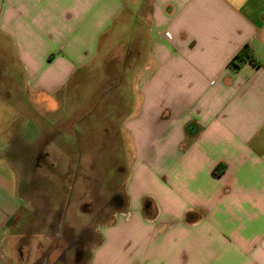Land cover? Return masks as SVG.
<instances>
[{"label": "crops", "instance_id": "0c3cea01", "mask_svg": "<svg viewBox=\"0 0 264 264\" xmlns=\"http://www.w3.org/2000/svg\"><path fill=\"white\" fill-rule=\"evenodd\" d=\"M125 32L136 154L88 264H264V0H0V264H18V188L49 156L43 133L52 150L39 119Z\"/></svg>", "mask_w": 264, "mask_h": 264}, {"label": "rangeland", "instance_id": "374dc122", "mask_svg": "<svg viewBox=\"0 0 264 264\" xmlns=\"http://www.w3.org/2000/svg\"><path fill=\"white\" fill-rule=\"evenodd\" d=\"M127 35H121L124 41L109 54L108 64H96L70 82L57 112L39 119L53 146L50 151L46 133L39 136L36 154L49 150V156L40 157L34 171L29 159L20 180L26 209L16 229L18 264H88L101 226L126 211L125 182L136 149L124 124L141 102L132 79L140 61L125 65ZM19 95L18 105L27 107L24 92ZM25 115L18 114V127L31 126Z\"/></svg>", "mask_w": 264, "mask_h": 264}]
</instances>
